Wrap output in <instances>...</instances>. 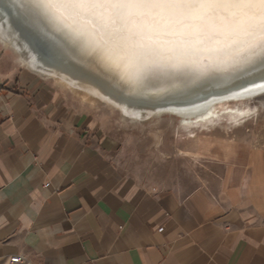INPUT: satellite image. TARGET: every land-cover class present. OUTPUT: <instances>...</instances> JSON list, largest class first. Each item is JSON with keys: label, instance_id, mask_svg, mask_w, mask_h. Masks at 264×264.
Returning <instances> with one entry per match:
<instances>
[{"label": "crops", "instance_id": "1", "mask_svg": "<svg viewBox=\"0 0 264 264\" xmlns=\"http://www.w3.org/2000/svg\"><path fill=\"white\" fill-rule=\"evenodd\" d=\"M0 56V264H264V152L213 190L155 192L108 114Z\"/></svg>", "mask_w": 264, "mask_h": 264}, {"label": "bare ground", "instance_id": "2", "mask_svg": "<svg viewBox=\"0 0 264 264\" xmlns=\"http://www.w3.org/2000/svg\"><path fill=\"white\" fill-rule=\"evenodd\" d=\"M0 39L25 69L85 103L109 107L129 123L169 116L178 126L196 130L220 120L222 110L227 120L239 122L254 114L248 102L264 94H257L264 90V54L250 56L242 44L222 53L163 51L118 66L91 35L90 25L62 18L39 6V0H0ZM242 100L240 106L229 105Z\"/></svg>", "mask_w": 264, "mask_h": 264}, {"label": "snow or ice", "instance_id": "3", "mask_svg": "<svg viewBox=\"0 0 264 264\" xmlns=\"http://www.w3.org/2000/svg\"><path fill=\"white\" fill-rule=\"evenodd\" d=\"M91 26L102 51L129 66L163 51L222 53L242 44L264 54V0H39Z\"/></svg>", "mask_w": 264, "mask_h": 264}, {"label": "rangeland", "instance_id": "4", "mask_svg": "<svg viewBox=\"0 0 264 264\" xmlns=\"http://www.w3.org/2000/svg\"><path fill=\"white\" fill-rule=\"evenodd\" d=\"M4 53L17 61L0 39V56ZM243 102L229 105L240 106ZM89 104L108 114L110 128L122 144L120 167L147 190L187 193L200 186L213 190L227 160L250 148L264 152V94L248 102L255 109L253 115L233 122L227 120L228 112L222 110L220 120L196 130L178 126V121L169 116L144 124L129 123L105 105Z\"/></svg>", "mask_w": 264, "mask_h": 264}, {"label": "water", "instance_id": "5", "mask_svg": "<svg viewBox=\"0 0 264 264\" xmlns=\"http://www.w3.org/2000/svg\"><path fill=\"white\" fill-rule=\"evenodd\" d=\"M8 19L10 20V18H9V16H8ZM11 22L14 24V25H16L18 28H19V30L21 31V28L19 27V25L18 24H16L15 23V21L11 18ZM22 32V31H21ZM39 48V47H38ZM40 49L42 50V47H40ZM43 54H44V52H43ZM264 92V90H262V91H259L257 94H260V93H263ZM256 94V95H257Z\"/></svg>", "mask_w": 264, "mask_h": 264}, {"label": "built area", "instance_id": "6", "mask_svg": "<svg viewBox=\"0 0 264 264\" xmlns=\"http://www.w3.org/2000/svg\"><path fill=\"white\" fill-rule=\"evenodd\" d=\"M10 262H11L12 264H17V263L20 262V258H19V257H17V258H13V259L10 260Z\"/></svg>", "mask_w": 264, "mask_h": 264}]
</instances>
